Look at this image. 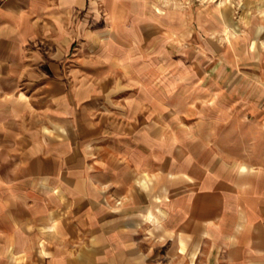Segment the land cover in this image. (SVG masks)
Instances as JSON below:
<instances>
[{
	"label": "crops",
	"instance_id": "crops-1",
	"mask_svg": "<svg viewBox=\"0 0 264 264\" xmlns=\"http://www.w3.org/2000/svg\"><path fill=\"white\" fill-rule=\"evenodd\" d=\"M141 1L0 0V264H264V162L167 131Z\"/></svg>",
	"mask_w": 264,
	"mask_h": 264
},
{
	"label": "rangeland",
	"instance_id": "rangeland-1",
	"mask_svg": "<svg viewBox=\"0 0 264 264\" xmlns=\"http://www.w3.org/2000/svg\"><path fill=\"white\" fill-rule=\"evenodd\" d=\"M141 2L149 28L136 47L149 86L166 91L167 131L214 122L218 146L264 162V0Z\"/></svg>",
	"mask_w": 264,
	"mask_h": 264
}]
</instances>
